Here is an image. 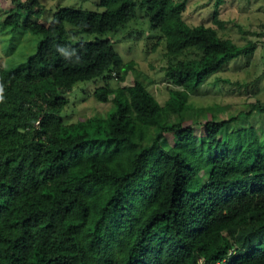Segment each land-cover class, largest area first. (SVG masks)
Segmentation results:
<instances>
[{"label": "trees", "instance_id": "16d2710c", "mask_svg": "<svg viewBox=\"0 0 264 264\" xmlns=\"http://www.w3.org/2000/svg\"><path fill=\"white\" fill-rule=\"evenodd\" d=\"M10 3L0 29L39 43L25 62L0 66V264H264V143L251 127L229 131L235 118L205 121L200 135L166 120L257 44L189 26L186 1L98 0L95 10L58 6L45 21L39 0ZM138 9L177 88L164 106L138 76L111 86L132 63L109 35ZM186 51L197 55L178 59ZM98 82V102L114 94L107 116L63 122L62 96Z\"/></svg>", "mask_w": 264, "mask_h": 264}, {"label": "rangeland", "instance_id": "374dc122", "mask_svg": "<svg viewBox=\"0 0 264 264\" xmlns=\"http://www.w3.org/2000/svg\"><path fill=\"white\" fill-rule=\"evenodd\" d=\"M174 1H186L183 19L189 26L211 27L219 38L231 40L237 46L247 42H254L257 46L253 54L224 64L208 77L189 95V108L168 115L167 122L180 123L200 135L205 121L235 118L228 127L229 131L251 127L264 143V0H222L217 7L216 0ZM97 3L98 0H39L42 10L40 21L50 20L58 6L95 10ZM11 7L10 0H0V22ZM109 36L123 63H132V71L126 72L124 82L119 84L117 80H112L111 86L129 87L134 77L138 76L160 106H164L168 89L177 88L165 78L167 58L164 44L159 42L160 34L148 24L144 12L138 9L135 18L126 27ZM38 43L36 35L20 32L19 29H0V66L13 68L25 62L35 53ZM196 55L193 51H186L178 59L191 60ZM100 84L78 83L62 96L67 101L61 111L63 122L107 116L113 107L114 94L109 95L108 103L98 102L92 92ZM44 92L49 93L47 88L40 90L41 98ZM167 141L170 144L175 142L174 136L168 135Z\"/></svg>", "mask_w": 264, "mask_h": 264}]
</instances>
